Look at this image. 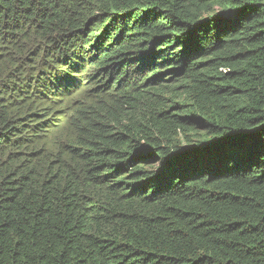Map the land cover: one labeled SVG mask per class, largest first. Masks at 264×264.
Listing matches in <instances>:
<instances>
[{
  "label": "trees",
  "instance_id": "1",
  "mask_svg": "<svg viewBox=\"0 0 264 264\" xmlns=\"http://www.w3.org/2000/svg\"><path fill=\"white\" fill-rule=\"evenodd\" d=\"M0 264H264V0H0Z\"/></svg>",
  "mask_w": 264,
  "mask_h": 264
}]
</instances>
